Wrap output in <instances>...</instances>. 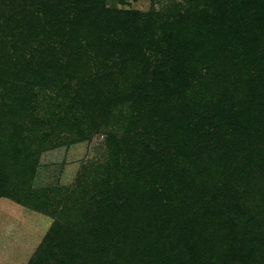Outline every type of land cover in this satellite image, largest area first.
Wrapping results in <instances>:
<instances>
[{
	"label": "trees",
	"instance_id": "1",
	"mask_svg": "<svg viewBox=\"0 0 264 264\" xmlns=\"http://www.w3.org/2000/svg\"><path fill=\"white\" fill-rule=\"evenodd\" d=\"M224 1L214 0L212 10L196 8L187 11V18L164 23L134 10L109 21L100 18L109 13L103 3L99 7L82 0H57L54 6L37 0L52 22L72 16L68 25L79 29L69 33L70 39L66 35L69 43L80 47L86 40L85 49L103 54L101 65L112 61L116 73L111 81L121 77V85L129 89L123 91L114 81L108 97L102 98L106 88L93 81L98 79H79L67 93V103L52 105L59 112L67 106V113L55 121L41 120L36 99L31 100L23 88L12 93L13 77L0 73V198L12 197L8 175L28 161L24 149L34 144L38 157L64 121L80 135L84 127L110 128L116 106L128 105L131 117L136 110L137 122L126 127L116 164L120 175H107L99 182L97 204H83L92 197L87 193L77 199L76 207L71 204L61 218L55 217L28 264H109L107 259H115L112 264H161L162 253L147 262L144 251L154 238L155 245L163 240L168 226L164 227L162 213L177 207L187 217V209L194 211L197 204L207 208L215 200L223 211L212 217L221 227L204 228L201 239L218 243L224 235L216 258L205 261L206 251L197 250L193 238L188 240L191 247L177 244L170 254L179 264L262 263V233L254 236L252 230L249 236L248 230L240 228L228 235L220 230L233 228L246 187L252 201L264 199L260 180H264V0ZM56 28L63 33L62 26ZM195 85L199 86L196 92ZM83 113L87 123L78 121ZM110 135L109 142H116ZM21 153L25 158L20 159ZM36 166L32 164L30 172ZM145 174L151 182L141 180ZM202 207L195 211L203 212ZM109 209L112 216L104 219ZM154 211L158 216L150 218ZM206 217L211 218L207 212ZM202 221L200 227H206L208 222ZM107 235L116 243H126L125 247L111 243Z\"/></svg>",
	"mask_w": 264,
	"mask_h": 264
},
{
	"label": "rangeland",
	"instance_id": "2",
	"mask_svg": "<svg viewBox=\"0 0 264 264\" xmlns=\"http://www.w3.org/2000/svg\"><path fill=\"white\" fill-rule=\"evenodd\" d=\"M43 1L55 6L54 3L57 0ZM84 1L99 7L103 3L104 9L109 13L103 17L101 15L100 18L109 21L112 20V16L114 18L116 15L119 19L129 10H134L164 23H171L182 16L187 18L190 16L187 11L191 13L196 8L201 11L212 10L214 5L212 4L214 0H98V3L92 0H82V3H85ZM219 1L225 3L224 0ZM232 1L235 3L237 0ZM42 7L37 0H0V73H4L6 77H13L14 86L12 84L9 86V89L12 88V93H17L19 88L20 91L23 88L31 100L36 99L38 111L36 114L39 118L41 120L52 118L51 120L55 121L59 116L67 113V106L59 112L58 109L52 108L53 103L59 101L67 103V93L74 89L79 79L81 81L98 79L99 81H93L106 88L102 92V98L108 97L112 84L119 83L118 86L123 91L129 89L126 84L121 85L120 82L123 80L121 77H116L111 81V77L116 73L112 61H109L108 65H101L103 54L99 55L93 53L92 49H85L86 40H82L80 47L69 43V33H76L79 29L78 26L68 25L72 16L63 17L60 22L55 18L52 22L48 19L49 11ZM59 13L60 15L62 13L61 7ZM59 13L56 16H59ZM57 26L63 27L62 34L57 31ZM83 28L80 29L81 35ZM51 32L53 35L50 39L46 33ZM169 54L171 55V52ZM75 57L78 58L76 62L72 59ZM201 67L202 65L199 64L198 69ZM124 73L127 74L128 71ZM197 90L199 86L195 85L194 92ZM115 104L117 103L112 106ZM127 106H116L117 109L109 121L110 128L100 127L96 131V128L84 127L85 132L80 135L71 132L68 121H64L61 124L62 130L56 132L51 143L38 151V157L34 154V144L31 145L30 150L24 149V152H28L26 157L28 161L20 165L22 168L16 169V172L11 171L8 175L7 182L12 197L0 198V264H28L49 234L55 217L61 218L65 210L71 204L75 206V202L82 195L92 194V197L83 204L99 202L101 190H97V186L103 179L105 181L107 175H120L116 171V164L124 147L126 127L128 122H137L136 110L131 117ZM78 121L87 123V115L81 114ZM109 135L115 136L116 142H109ZM235 154L238 156V151ZM21 158H25V153H21ZM35 159H38L37 163H34ZM257 162L252 163L256 165ZM32 164H37L33 173L30 172ZM239 166L241 167L240 163ZM145 175L141 180L151 182L152 178ZM235 180L241 181L240 179ZM260 180L263 184L264 180L261 178ZM255 183H258L256 178ZM249 190L250 188H245L246 195L239 201L240 207L235 214L236 221L231 224L233 228L222 227L221 233L232 235L233 229L242 228L244 232L248 230L249 236L254 230L256 233L252 235L262 233L264 238V199L252 201L248 198ZM245 192L242 189V193L245 194ZM119 206L116 205V208ZM201 207L203 212L195 211ZM195 210L190 212V209H187V217H184L177 207L162 213L164 227H168L161 236L163 239L161 242L155 245L156 239L154 238V242L145 244L144 255L147 262H150L152 256H156L157 253H162L161 264H179L175 258L176 255L170 253L177 244L185 246L188 244L191 247L188 241L191 240L190 238H193V245L197 250L206 251L207 257L203 255L205 261L209 257L216 258L215 252L220 250L224 235L220 237L218 243L214 241L202 243L205 237L201 236V233L204 228L214 229L216 227L218 229L221 227V224L215 223L212 215L218 216L222 213V206L215 200L207 208L204 204H197ZM95 211L102 212L98 209ZM206 212L212 219L206 217ZM112 213V209H109L107 214H103L104 219L106 216H112ZM157 216L158 212H155L150 218ZM118 218L121 219L120 216ZM202 220L208 222L206 227H200L199 221ZM192 221H195L193 225ZM134 228L136 226L132 227ZM107 236L112 240L111 243H116L113 237ZM116 244L119 247L126 245V243L119 244L118 241ZM104 249L108 251L110 248L105 247ZM113 250L115 247L111 249ZM113 260L107 259L106 261L112 264L115 262ZM261 264H264V255Z\"/></svg>",
	"mask_w": 264,
	"mask_h": 264
}]
</instances>
